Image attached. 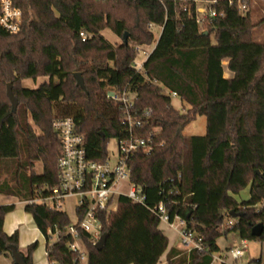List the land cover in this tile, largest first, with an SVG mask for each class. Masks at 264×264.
Wrapping results in <instances>:
<instances>
[{
  "label": "trees",
  "instance_id": "1",
  "mask_svg": "<svg viewBox=\"0 0 264 264\" xmlns=\"http://www.w3.org/2000/svg\"><path fill=\"white\" fill-rule=\"evenodd\" d=\"M12 1L23 16L17 33L0 30V160L16 165L0 193L26 201L57 185L56 118L73 117L85 134L88 156L104 160L109 140L126 132L124 107L106 93L110 87L126 89L135 93L133 112L142 122L135 132L152 144L131 158V181L143 187L146 201L119 198L115 217L104 227L102 249L86 243V264H158L169 244L153 211L160 201L206 245L189 253L172 247L168 264H211L220 251L217 239L232 231L247 241H264V211L257 207L264 199V42L253 37L264 18L252 22L251 0H244L245 11L237 0L211 3L218 15L205 29L196 20V0ZM111 10L124 16L113 17ZM155 26L161 27L157 39ZM106 28L122 39L128 31V41L112 44L101 34ZM81 31L88 34L85 40ZM151 45L137 68L142 47ZM224 61L230 77L224 76ZM75 72L82 73L86 89L77 85ZM40 76L48 80L36 88L21 85ZM8 83L19 104L15 111ZM173 93L188 104L185 110L173 105ZM199 115L207 118L206 132L186 135L185 127ZM36 162L43 164L41 173ZM248 186L249 198L238 201L234 195ZM14 208L0 205V256L19 250L18 231H4ZM25 210L46 238L50 262L82 264L68 247L69 236L51 241L48 233L65 229L71 222L67 212L40 204H26ZM227 218L235 223L227 226ZM257 224L263 231L254 236ZM37 247L35 241L21 251L26 264H33ZM250 262L264 264L261 258Z\"/></svg>",
  "mask_w": 264,
  "mask_h": 264
},
{
  "label": "built area",
  "instance_id": "2",
  "mask_svg": "<svg viewBox=\"0 0 264 264\" xmlns=\"http://www.w3.org/2000/svg\"><path fill=\"white\" fill-rule=\"evenodd\" d=\"M217 0H201L205 5L199 7L196 3L195 15L200 25L215 18L218 12L211 6ZM231 1V0H230ZM197 2V0H196ZM232 2V1H231ZM239 9L245 11L248 5L244 0H237ZM22 11L12 0H0V30L17 33L21 28ZM85 40L88 34L80 32ZM147 58L149 52L141 50ZM145 61V60H144ZM135 61V66L141 68L143 62ZM107 98L118 101L125 109V135L117 139V151L112 157L107 155L104 160L91 159L87 154L85 134L77 129L73 117L56 118L53 128L60 136L61 148L58 156L57 185L46 187V193L26 200V204H40L49 208L61 209L65 199L76 197V221H71L63 231L48 229V233L57 239L62 235L69 236V249L78 253L82 264L87 262L86 243L95 244L104 233V227L113 219L118 210V200L127 196L135 203L145 204L146 195L143 187L131 181V158L139 150H149L151 142L135 129L142 122L133 112L135 93L128 90H118L110 87ZM175 96V93H173ZM264 211V199L257 204ZM153 211L160 222L173 228L181 241L183 249L189 253L193 250L205 251L203 236L188 227L187 220L179 214L173 217L164 201H160ZM235 218H227V226H232ZM248 251V241L242 239L240 243L229 246L225 252L214 253L213 261L219 264H254L244 260ZM52 264H58L52 262Z\"/></svg>",
  "mask_w": 264,
  "mask_h": 264
},
{
  "label": "rangeland",
  "instance_id": "3",
  "mask_svg": "<svg viewBox=\"0 0 264 264\" xmlns=\"http://www.w3.org/2000/svg\"><path fill=\"white\" fill-rule=\"evenodd\" d=\"M197 5L199 7L205 5L204 2H201V0H197ZM110 13L113 15V17H123L124 14L120 13L119 11L111 10ZM250 13L252 17V21L254 23H257L261 21L264 18V0H251V6H250ZM127 17V16H125ZM202 29H205V24H203ZM156 39L159 37L161 33V27L155 26L153 28ZM261 32L262 38L258 36V33ZM101 34L104 36L105 39H107L109 42H111L114 45H119L122 43L123 39L121 36L115 34L111 29L106 28L102 30ZM255 40L264 41V22L260 23L256 30H255ZM153 46L148 47H142L146 50H151ZM145 55L142 51H140L138 57L136 58V61L141 62L144 59ZM48 80L47 76H40L37 79H30L26 78L21 80V85L26 88H36L44 81ZM7 92V90H6ZM172 103L177 109L185 110L188 106V104L184 101H182L180 98L173 96L172 97ZM19 105V104H18ZM30 123L34 127V129L39 132L38 128L34 125L33 121L30 120ZM206 126H207V118L204 115H199L197 118L193 121H191L184 129V133L186 135H193V134H204L206 132ZM108 153L110 156H114L117 151V139L112 138L108 142ZM15 161L8 160V161H2L0 160V183L5 180L13 179L14 171H15ZM35 171L37 173H41L43 171V164L41 162H36ZM238 201H241L245 198H248L249 196V187H246L242 189L238 194L234 195ZM25 198L21 197H14L9 196L0 193V205L1 204H14L15 208L6 215L5 221H4V231L8 233L10 226V223L17 224V227L15 228L19 233L20 243H19V250L22 252H26L27 247L23 245V241H28L33 243L35 241L38 242L37 251H44V244H45V236L43 233H41L39 230L36 229V224L33 220V217L28 214L25 210ZM76 203L77 198L76 197H70L65 199V201L62 203L61 209L68 213L70 220L76 221ZM173 238L175 239V245L182 248V244L180 239L176 236ZM173 239V240H174ZM56 237L53 236L51 241H55ZM242 238L240 237L238 232L232 231L228 235H222L217 239V244L220 247V253L225 252V250L233 245L234 241H237L240 243ZM35 250V251H36ZM262 259L264 261V241L260 240H250L248 241V251L246 253V256L244 260L246 262L253 260V259ZM0 262L1 264H12L13 259L11 255H1L0 256ZM215 264H219L218 261L215 260Z\"/></svg>",
  "mask_w": 264,
  "mask_h": 264
},
{
  "label": "crops",
  "instance_id": "4",
  "mask_svg": "<svg viewBox=\"0 0 264 264\" xmlns=\"http://www.w3.org/2000/svg\"><path fill=\"white\" fill-rule=\"evenodd\" d=\"M253 22V21H252ZM257 28V27H256ZM256 28L254 29V31H253V37H254V39H255V30H256ZM262 33L261 32H259L258 33V36L259 37H261L262 38V35H261ZM256 41H259V42H264V41H260V40H256ZM155 45V44H154ZM154 45H153V47H154ZM153 47L151 48V50L153 49ZM144 51H146V52H150L151 50H146L145 48H142ZM145 60V57H144V59L142 60V61H144ZM224 64H225V69H224V76L225 77H230L231 75H232V72H230L228 69H227V67H226V65H227V61H224ZM249 187V186H248ZM249 196H250V188H249ZM249 196H248V198H249ZM236 198V197H235ZM248 198H245V199H248ZM29 215H31L30 213H28ZM32 216V215H31ZM34 220V219H33ZM35 222V221H34ZM9 226H10V229H9V231H8V233L9 234H11V233H13L16 229V227H17V224H15V222L13 223H10L9 224ZM159 228L163 231V233L168 237V239H169V244H168V248H167V250L165 251V253L162 255V257L160 258V261L158 262V264H168V258H167V255H168V252H169V250L172 248V247H176V248H178V249H181V250H183V247L181 248V247H179V246H176L175 245V239L173 238V236L174 237H178L179 238V236H178V234H177V232L173 229V228H171L169 225H167L166 223H164V222H160V224H159ZM36 229L37 230H39L40 231V229L36 226ZM41 232V231H40ZM42 233V232H41ZM46 239V238H45ZM174 239V240H173ZM19 243H20V238H19ZM31 242H29V240L28 241H23V245H25L26 247L30 244ZM234 243H238L237 241H234L233 242V244ZM46 245H47V241L45 240V244H44V251H34V253H33V264H52V262H50V260L48 259V255H47V249H46ZM219 246V245H218ZM218 254H221L220 252L218 253ZM133 264V263H132Z\"/></svg>",
  "mask_w": 264,
  "mask_h": 264
},
{
  "label": "water",
  "instance_id": "5",
  "mask_svg": "<svg viewBox=\"0 0 264 264\" xmlns=\"http://www.w3.org/2000/svg\"><path fill=\"white\" fill-rule=\"evenodd\" d=\"M205 33H207V32L205 31ZM128 36H129L128 31H125L124 35H123V40L125 42L128 41ZM74 77L76 79L77 85L81 86L83 89H86V85H85V81H84V77H83L82 73L81 72H75ZM7 95L11 101L12 109H13V111H15L17 109V106H18V100L13 93L12 83H8V85H7ZM189 215H190V211H188L187 217H189ZM230 215L233 217H237L238 213H236L235 211H231ZM262 231H263V225L257 224L252 228V235L259 236L262 233ZM106 237H107V232H104L101 235V237L99 238V240L95 243V247L97 249H99V250L102 249V247L105 243ZM11 257H12L13 261L15 262V264H26L23 254L16 247L12 248Z\"/></svg>",
  "mask_w": 264,
  "mask_h": 264
}]
</instances>
